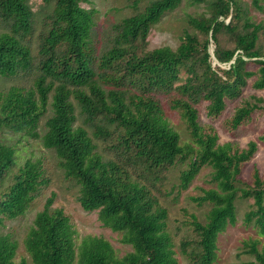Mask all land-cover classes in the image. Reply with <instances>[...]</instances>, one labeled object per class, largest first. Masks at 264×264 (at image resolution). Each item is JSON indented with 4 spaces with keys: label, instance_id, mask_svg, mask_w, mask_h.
<instances>
[{
    "label": "trees",
    "instance_id": "16d2710c",
    "mask_svg": "<svg viewBox=\"0 0 264 264\" xmlns=\"http://www.w3.org/2000/svg\"><path fill=\"white\" fill-rule=\"evenodd\" d=\"M132 1L137 5L142 0ZM261 1L251 3L263 10ZM88 2L40 0L36 12L30 0H0V21L7 24L0 32V75L35 72L30 87L0 88V129L39 138L53 150L64 176L78 188L80 206L97 210L102 225L120 232L132 250L117 256L107 239L92 235L76 245L69 217L52 207V193L23 239L31 263L178 264L166 230L167 210L151 187L184 158L189 161L179 173L180 188H187L205 165L216 184L193 197L198 205L208 202L211 207L204 222L193 217L197 237L180 242L188 264H216L218 234L235 222L238 199H252L244 221L264 235V178L257 170L251 184L240 177L256 142L245 147L219 143L215 129L200 123L195 106L205 101L207 114L215 116L226 98L241 95L248 78L254 77L253 87L264 88V19L252 20L239 0H190L205 3L210 15H188L194 31L185 32L175 49H147L152 26L181 2L149 0L143 10L113 25L115 34L97 53L92 35L96 10L82 5ZM38 17L43 29L34 55L31 39ZM209 39L214 57L225 66H212ZM250 63L256 68L250 69ZM158 93L168 94L197 147L181 143ZM251 98L236 107L229 119L232 128L264 109L263 97ZM48 104L41 133L39 121ZM96 139L110 155L98 150ZM44 183L40 161L16 165L14 147L0 140V224L23 215ZM17 248L15 238L0 232V264H15ZM243 253L254 259L241 264H264L256 241H246ZM20 264L29 263L22 259Z\"/></svg>",
    "mask_w": 264,
    "mask_h": 264
},
{
    "label": "rangeland",
    "instance_id": "374dc122",
    "mask_svg": "<svg viewBox=\"0 0 264 264\" xmlns=\"http://www.w3.org/2000/svg\"><path fill=\"white\" fill-rule=\"evenodd\" d=\"M30 1L33 3V10L39 12L40 0ZM148 1H139L137 5H134L132 0H89L88 3H83V6L94 7L96 10L92 33L96 52L99 53L105 47V43L115 34L116 31L113 28L115 23L124 17L143 10ZM239 2L252 20L260 21L264 19V0L261 1L263 10L255 8L251 0H239ZM197 14L210 15L205 3L192 4L190 0H181L175 9L164 13L160 20L152 26L148 35L147 49L166 45L175 49L183 40L185 32L194 31L187 23L188 15ZM34 27L31 43L33 47L32 53L35 55L37 51V34L43 29L40 17L35 20ZM4 30H7V24L0 21V32ZM201 36L203 37V35ZM223 42L230 47L233 45L230 42H225V39H223ZM211 48L214 50L212 41L210 44ZM214 58L212 66L218 63V61H215L216 58ZM36 60L37 58H34V63H36ZM218 64L222 67L225 66L224 63ZM248 67L250 69L256 68L253 63H250ZM34 76L35 72L31 71L26 73L20 71L12 76L0 75V88L8 89L13 85L30 87L34 82ZM253 80L254 77L248 78V83L244 86L240 96L231 99L226 98L224 109L215 116L207 114V102L201 101L195 104L198 109L200 123L205 126L210 125L215 129L219 143L231 142L238 147H245L251 140L256 142L257 149L255 154L242 166L240 173L241 179L248 184L253 181L254 170H257L260 176L264 178V109L254 110L249 118L236 128L230 126L229 119L232 117L236 107L241 105L244 100H254V98H251L252 95L264 98V88L253 87ZM174 92L177 94L176 91ZM157 97L164 110V116L173 128L178 131L181 143L197 147L179 110L171 107V100L168 94L158 93ZM49 113L48 104V110L41 116L39 121L41 133L45 129L44 123ZM76 114L78 119L75 124L82 123L78 108L76 109ZM0 140L14 147L16 165L23 164L26 159L40 161L43 176L46 179V183L41 186L39 194L23 215L13 219L5 218L3 223L0 224V232L9 233L12 238L18 241V248L14 257L15 264H20L22 259L32 264L23 245V239L33 223L36 213L44 207L46 200L52 193H54L52 207L63 209L64 213L69 217L75 231L74 239L76 245L80 243L83 237L92 235L107 239L117 256L132 250L130 244L122 241L120 232L102 225L98 218L97 210L88 211L80 206L77 200L79 194L77 186L64 176L63 168L57 155L50 148L44 147L39 138L30 137L9 129H0ZM96 142H98V150L100 152L106 156L110 155L98 139H96ZM188 161L189 158L180 160L164 173L161 181L156 182L155 186L151 187L152 193L157 197L160 206L167 210L165 219L166 230L171 237L172 248L178 264H188V259L180 250V242L197 237L192 225L193 217L204 222L207 211L211 207L208 202L198 205L193 200V197L202 194L204 189L216 186L211 180V167L205 165L187 188H180L178 185L179 173L187 167ZM251 203L252 199L249 198H241L236 201L235 222L233 224L229 223L217 237L216 264H241L244 261L253 260L254 256L243 253L244 243L248 240L256 241L257 247L264 251V235H260L255 226L247 225L244 221L245 212L250 209Z\"/></svg>",
    "mask_w": 264,
    "mask_h": 264
},
{
    "label": "water",
    "instance_id": "95a60500",
    "mask_svg": "<svg viewBox=\"0 0 264 264\" xmlns=\"http://www.w3.org/2000/svg\"><path fill=\"white\" fill-rule=\"evenodd\" d=\"M210 44H211V40L209 39V51L211 52V54L213 55V50H212V48L210 49ZM213 58H214V55H213ZM215 59V58H214ZM215 61H217L216 59H215Z\"/></svg>",
    "mask_w": 264,
    "mask_h": 264
}]
</instances>
